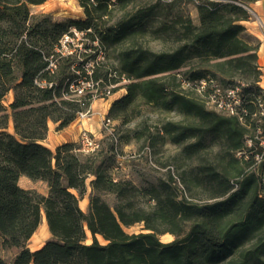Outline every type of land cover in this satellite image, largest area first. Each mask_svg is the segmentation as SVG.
I'll list each match as a JSON object with an SVG mask.
<instances>
[{"label": "trees", "instance_id": "1", "mask_svg": "<svg viewBox=\"0 0 264 264\" xmlns=\"http://www.w3.org/2000/svg\"><path fill=\"white\" fill-rule=\"evenodd\" d=\"M254 1L78 0L82 19L55 20L30 13V5L45 0H0V235L17 249L10 264H264L261 165L236 156L247 135L256 128L264 133V118L250 116L264 91L258 41L242 25ZM71 29L83 32V50L60 56L59 40ZM90 45L103 53L90 77L101 86L125 82L106 117L127 124L145 105L181 117L156 130L180 148L175 174L167 170L154 183L136 186L114 175L117 155L109 139L91 154L79 152L75 142L54 150L41 143L48 122L61 130L90 105L89 95L75 98L68 89L75 71L84 74ZM201 80L221 90L242 84L244 122L208 109L196 91ZM144 134L134 132V138ZM20 176L44 182L47 194L21 188ZM88 186L83 212L78 202ZM42 216L50 237L31 251L27 242ZM134 225L142 231H124ZM164 234L173 240L161 242Z\"/></svg>", "mask_w": 264, "mask_h": 264}, {"label": "rangeland", "instance_id": "2", "mask_svg": "<svg viewBox=\"0 0 264 264\" xmlns=\"http://www.w3.org/2000/svg\"><path fill=\"white\" fill-rule=\"evenodd\" d=\"M142 1L144 0H135L136 3ZM161 1L169 2L170 0ZM186 9L190 14L193 23L197 24V13L193 5L188 4ZM29 10L32 15L50 14L55 20H63L66 18L82 19L84 17L78 0H45V2L40 5H30ZM77 37L78 39L73 40L74 44L80 43L82 40L81 35ZM84 40L83 43L86 42V39ZM91 46L92 45H90L91 51H88V49H86L87 51H84L88 54V61H93V63L103 61V53L99 52L96 48L93 49ZM78 47L81 48L80 50H83L81 45H78ZM149 47L155 51L160 49V46L155 42H151ZM92 56L94 57L93 59ZM82 59V57L77 58V60ZM124 83L125 82L123 81L115 85V92L111 98L96 103V110L103 109L107 105V102H109L108 100L123 94L124 90L120 91V89ZM12 98V92L10 91L5 95L3 105L7 107L12 101ZM103 116H106V114ZM103 116L101 115V118ZM179 120H181V117L176 113L158 112L151 106L145 105L140 107L139 115L130 123L121 124L120 122L115 121L114 127L119 140L117 153L123 158V160H121L120 169L114 172V175L117 178L128 179L136 186H146L154 183L167 170L172 174H175L180 148L159 139L156 130L166 121ZM141 130L145 131L144 136L139 139L134 138V132ZM7 131L12 133V125L10 121L8 123ZM92 133L98 137H105L101 129L100 132ZM126 137L128 138L127 141H125ZM103 145L104 147L108 145L107 138H104ZM146 148H148V154L145 150ZM107 200L108 202H111L110 197H108ZM39 225L35 236L42 240L44 233L40 227L43 225L46 228V225L44 223H40ZM124 231L128 234H132L139 233L142 230L140 225H134L125 228ZM96 239L100 244H105V241L100 236H96ZM159 239L161 242L167 243L173 240V236L164 234L159 236ZM91 241L90 233L86 232L84 243L90 244ZM16 253L17 249L10 245L6 237L0 235V264H10Z\"/></svg>", "mask_w": 264, "mask_h": 264}, {"label": "built area", "instance_id": "3", "mask_svg": "<svg viewBox=\"0 0 264 264\" xmlns=\"http://www.w3.org/2000/svg\"><path fill=\"white\" fill-rule=\"evenodd\" d=\"M247 10L250 14V18H253L264 31V25L259 18H257L249 8H247ZM80 35L83 36V32L71 29L69 33L64 34L60 38L56 52L60 54V56H67L72 55L76 48L81 49L78 45L82 46L83 41H85L83 37H81L82 40L80 43H73V40L78 39L77 36ZM93 64V61L84 64V74L80 71H75L77 77L68 85L69 91L75 98L85 94L89 95L91 100L90 105L95 100L105 101L111 98L114 95L112 90L115 88V85L112 84L101 86L98 80H93L90 77ZM48 68H54V61H50ZM207 84L210 85V91L204 93ZM241 87L242 84L233 89L221 90L212 81L201 80L196 86V91L202 96L205 106L208 109L225 115L236 116L240 122H244V117L247 115V112L242 106V99L239 95ZM90 105L86 109L78 112L75 119L81 121L90 118L92 116ZM253 105L255 106V113L250 115L251 118L256 116L259 117V120L264 118V91L257 96ZM100 129L105 136L104 138L109 139L113 143V150L117 155V168L120 169L121 160H123V158L117 153L118 136L114 127V121L103 116L100 121ZM104 138L82 129L77 136L76 144L78 146V151L84 154L98 152L102 148V141ZM145 150L148 154V148ZM236 156L244 160L251 158L253 166L261 165L260 185L261 190L264 192V133H262L260 128H256L252 135H247L245 137L244 147L242 150L236 152Z\"/></svg>", "mask_w": 264, "mask_h": 264}, {"label": "crops", "instance_id": "4", "mask_svg": "<svg viewBox=\"0 0 264 264\" xmlns=\"http://www.w3.org/2000/svg\"><path fill=\"white\" fill-rule=\"evenodd\" d=\"M247 8H249L264 25V0H256L250 3ZM242 25L244 26L246 32L258 41L257 65L261 73L259 86L261 89L264 90V31L253 18L243 21ZM121 90L123 89H120V91ZM121 95L117 96L116 98L120 97ZM116 98L108 100L109 102H107V105L103 109H100V110H96V103H98L100 100L93 101L90 105V108L92 111V116L90 118L81 120V121H78L75 119L67 127L61 130H56V126H57L56 123L48 122V133H47L46 138L41 143L45 145L46 147H48L49 149L54 150L55 147L63 143H68V142L76 143L78 133L82 129H85V130H88L94 133L100 132L101 115L103 116L107 113V110L111 102L115 100ZM89 180L90 179H88V181ZM18 185L23 189H33L42 195L47 194V186L42 181H32L26 178L25 176H20L18 179ZM90 192H91V189L88 186L86 193L78 202L79 208L83 212L87 211L88 197H89ZM74 193L76 194V192ZM40 223H44L46 225L44 216H42ZM40 228L44 233V237L42 240L37 238L35 236V233L37 231L36 229V231L32 234V236L27 242V247L31 251L39 249L42 246V244L50 237V233L48 231L47 226L45 228L42 225Z\"/></svg>", "mask_w": 264, "mask_h": 264}]
</instances>
